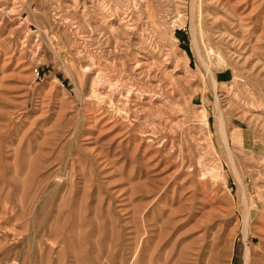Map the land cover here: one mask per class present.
I'll list each match as a JSON object with an SVG mask.
<instances>
[{"label": "rangeland", "instance_id": "obj_1", "mask_svg": "<svg viewBox=\"0 0 264 264\" xmlns=\"http://www.w3.org/2000/svg\"><path fill=\"white\" fill-rule=\"evenodd\" d=\"M194 1L0 0V264H264V0Z\"/></svg>", "mask_w": 264, "mask_h": 264}, {"label": "bare ground", "instance_id": "obj_2", "mask_svg": "<svg viewBox=\"0 0 264 264\" xmlns=\"http://www.w3.org/2000/svg\"><path fill=\"white\" fill-rule=\"evenodd\" d=\"M195 1H197V0H195ZM194 1V2H195ZM218 1V0H217ZM222 2V1H221ZM223 3V2H222ZM76 4V3H75ZM146 4V3H145ZM195 5H196V2L194 3ZM73 5V4H72ZM222 6V5H221ZM147 7V6H146ZM111 8V7H110ZM119 9H120V7H119ZM147 10H148V8H146ZM206 9V8H205ZM214 10V9H213ZM119 11V10H118ZM121 11V10H120ZM125 11V10H124ZM206 11V10H205ZM217 11V10H216ZM115 12V11H114ZM156 12V11H155ZM213 12V11H212ZM219 12V11H218ZM127 13V12H126ZM58 14H59V11H58ZM60 14H62V13H60ZM103 14V13H102ZM156 14V13H155ZM98 15H99V13H98ZM104 15V14H103ZM121 15V14H120ZM128 15V14H127ZM132 15V14H131ZM220 15V14H219ZM62 16V15H61ZM122 16V15H121ZM126 16V15H125ZM130 16V15H129ZM215 16V15H214ZM214 16L212 17V18H214ZM64 17V16H63ZM67 17V16H66ZM97 17V16H96ZM132 17V16H131ZM155 17V16H154ZM102 18V17H101ZM149 18V17H148ZM157 18V17H156ZM108 19V18H107ZM130 19V18H129ZM134 19H135V17H134ZM219 18H217V20H218ZM122 20V19H121ZM214 20V19H213ZM223 20V19H222ZM232 20V19H231ZM125 21V20H124ZM127 21V20H126ZM131 21V20H130ZM150 21V20H149ZM224 21V20H223ZM222 21V22H223ZM227 21H229L228 19H227ZM63 22V21H62ZM79 23V22H78ZM102 23V22H101ZM158 23V22H157ZM96 24V23H95ZM94 24V25H95ZM103 24V23H102ZM109 24V23H108ZM117 24V23H116ZM122 24V23H121ZM130 24V23H129ZM128 24V25H129ZM133 24H134V22H133ZM231 25H232V23H230ZM49 25H52V24H49ZM104 25H106V24H104ZM223 29H225L226 28V26H225V24L223 25V24H221L220 25ZM219 26V27H220ZM96 27V26H95ZM95 27H94V29H95ZM98 27V26H97ZM106 27V26H105ZM125 27V26H124ZM135 27V26H134ZM133 27V28H134ZM103 28V27H102ZM120 28V27H119ZM132 28V27H131ZM104 29H106V28H104ZM108 29H109V27H108ZM123 29H125V28H123ZM138 29V28H137ZM218 29V28H217ZM120 30H121V28H120ZM96 31H97V29H96ZM218 31L219 32H221V29H218ZM217 31V32H218ZM227 31V30H226ZM225 31V32H226ZM100 32V31H99ZM106 32V31H105ZM107 32H108V30H107ZM113 32V31H112ZM155 32H157V31H155ZM66 34V33H65ZM102 34V33H101ZM143 34V33H142ZM194 34H196V32L194 33ZM222 34H223V32H222ZM227 34H229V33H227ZM111 35H113V34H111ZM197 35V34H196ZM196 35H195V37H196ZM215 35V34H214ZM220 35V34H219ZM218 35V36H219ZM224 35V34H223ZM226 35V34H225ZM114 36V35H113ZM119 36V35H118ZM117 37V36H116ZM133 37V36H132ZM131 37V38H132ZM142 37V36H141ZM232 37V36H231ZM231 37H229V38H231ZM112 38V37H111ZM121 38V37H120ZM119 38V39H120ZM126 38V37H125ZM130 38V37H129ZM224 38V37H223ZM228 38V37H227ZM117 40H118V38H116ZM129 40V39H128ZM219 40H220V38H219ZM112 41V40H111ZM120 41V40H119ZM121 41H122V39H121ZM140 41V40H139ZM125 42V41H124ZM223 42V41H222ZM121 43V42H120ZM137 43H139V42H137ZM198 43V42H197ZM196 43V44H197ZM150 45V44H149ZM117 46V45H116ZM123 45H121V47H122ZM140 46V45H139ZM138 46V47H139ZM148 46V45H147ZM126 47V46H125ZM146 47V46H145ZM151 47V46H150ZM197 47H199L198 46V44H197ZM62 49V48H61ZM131 49H132V47H131ZM143 49H144V47H143ZM150 49V48H149ZM197 49V48H196ZM163 50V49H162ZM213 50V49H212ZM144 51V50H143ZM149 50L147 49V52H148ZM199 52H200V48H199V50H198ZM198 52V53H199ZM200 54V53H199ZM149 55V54H148ZM96 56V55H95ZM134 56V55H133ZM150 56V55H149ZM156 56V55H155ZM93 57V56H92ZM147 57V56H146ZM167 57V56H166ZM95 58V57H94ZM128 58V57H127ZM140 58V57H139ZM99 59V58H98ZM118 60V59H117ZM161 60V59H160ZM165 60V59H164ZM94 61V60H93ZM201 61H202V63H204V64H206V66L208 67V65L209 64H207V60H205V58L204 57H202L201 56ZM130 62V61H129ZM201 63V64H202ZM90 64V63H89ZM125 64V63H124ZM165 64V63H164ZM129 65H131V64H129ZM86 66V65H85ZM144 64L142 63V62H135V64H134V68L135 69H139V70H142V69H144ZM205 66V65H204ZM87 68V67H86ZM85 68V69H86ZM210 68V67H209ZM87 70H88V68H87ZM90 70V69H89ZM88 70V71H89ZM210 70V69H209ZM92 71V70H91ZM127 71V70H126ZM142 72V71H141ZM167 72V71H166ZM97 73V72H96ZM163 73H164V71H163ZM160 74V73H159ZM162 75V74H161ZM169 75V74H168ZM128 76H129V74H128ZM172 76V75H171ZM170 76V77H171ZM93 77V76H92ZM114 77V76H113ZM100 78H102V75L100 74V73H98L97 75H96V77L94 78V85H93V93H94V95H97V96H99L100 95V89L99 88H97V86H96V84L98 83V81H99V79ZM117 78V77H116ZM168 78V77H167ZM134 79V78H133ZM171 79V78H170ZM173 80V79H172ZM131 82V81H130ZM156 82V81H155ZM213 82H214V85L218 82L217 81V78H216V76H213ZM171 83H173V82H171ZM114 84V83H113ZM174 85V84H173ZM134 87H136L137 88V90L140 92V95H142V96H149V93H150V90H149V88L147 89L146 87H144L142 84H138V83H134V84H132L131 85V87H130V89H129V91H128V93H125V95L123 94V92H121V94H120V96L122 97H126L127 99L128 98H130L131 97V95H132V93H133V91L135 90L134 89ZM127 89V88H126ZM170 89V88H169ZM104 90V89H103ZM119 90H121V89H119ZM118 91V90H117ZM123 91V90H122ZM91 96V95H90ZM93 96V95H92ZM104 97V96H103ZM136 97V96H135ZM137 98H139V97H137ZM147 100V99H146ZM160 101V100H159ZM167 101V100H166ZM165 101V102H166ZM155 103H157V102H155ZM167 103V102H166ZM163 104V103H162ZM118 107V106H117ZM122 108V107H121ZM131 109V108H130ZM133 109V108H132ZM131 109V110H132ZM134 109H135V107H134ZM122 111V110H121ZM120 111V112H121ZM139 112V111H138ZM122 113V112H121ZM128 113V112H127ZM140 113V112H139ZM138 113V114H139ZM128 116V115H127ZM222 118V117H221ZM223 119V118H222ZM151 125V124H150ZM219 132V131H218ZM151 134V133H150ZM220 135H221V138H222V141H223V143H224V150H222L223 152H224V154H225V157H224V159L223 160H220L219 159V164H220V167L221 168H224V160L225 161H227V163L229 164V166L231 167V169L233 170H236L237 169V164H236V159H235V156H234V154H233V151H232V148H231V135L228 133V131H226L225 129H224V126H223V121L221 120V122H220ZM219 136V135H218ZM217 136V137H218ZM220 138V137H219ZM215 143V142H214ZM220 143H221V141H220ZM217 149V148H216ZM243 189V188H242ZM245 208H246V206H244ZM246 210H247V208H246ZM8 211V210H7ZM249 210H247V212H248ZM246 215V217H248L247 216V214H245ZM248 215H249V213H248ZM174 231V230H173ZM211 236V235H210ZM210 241V240H209ZM175 242V241H174ZM182 243V242H181ZM209 244V243H208ZM219 246V245H218ZM179 247H182V246H179ZM209 249V248H208ZM175 250V249H174ZM216 250V249H215ZM171 252H173L172 250H170ZM251 248L250 247H248L247 248V252H246V257H247V259H249V257H250V255H251ZM177 252V251H176ZM207 252L209 253V251L207 250ZM206 254V253H205ZM173 255V254H172ZM171 255V256H172ZM198 255V254H197ZM196 255V256H197ZM175 256H176V254H175ZM180 256V255H179ZM183 256V255H182ZM170 257V256H169ZM169 257H168V259H169ZM183 258H185V256H183ZM187 258V257H186ZM205 258H206V256H205ZM173 259V258H172ZM176 259V258H175ZM189 259V258H188ZM187 262V261H186ZM177 263V262H176ZM192 263V262H191ZM172 264V263H171ZM173 264H174V262H173ZM185 264V263H184ZM187 264H190L189 262L187 263ZM248 264V263H247Z\"/></svg>", "mask_w": 264, "mask_h": 264}]
</instances>
